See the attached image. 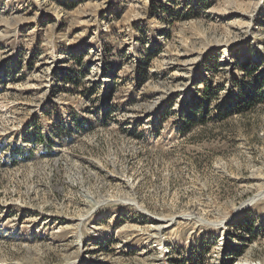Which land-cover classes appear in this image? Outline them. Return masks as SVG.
Segmentation results:
<instances>
[{
	"label": "rangeland",
	"instance_id": "obj_1",
	"mask_svg": "<svg viewBox=\"0 0 264 264\" xmlns=\"http://www.w3.org/2000/svg\"><path fill=\"white\" fill-rule=\"evenodd\" d=\"M262 76L264 0H0V264H264Z\"/></svg>",
	"mask_w": 264,
	"mask_h": 264
},
{
	"label": "trees",
	"instance_id": "obj_2",
	"mask_svg": "<svg viewBox=\"0 0 264 264\" xmlns=\"http://www.w3.org/2000/svg\"><path fill=\"white\" fill-rule=\"evenodd\" d=\"M252 70H257V66H252ZM252 73V72H250ZM261 79H263L262 81H260ZM256 86L254 85V87L250 90V91H244L242 95L239 96V99L236 102V107H235V111H246V110H250L254 107H256V105L259 103L264 104V91H262V87L264 85V76H262L261 78L256 80ZM206 89V88H205ZM183 129L185 131H189L193 125V121L189 120V118L187 119L186 122H184L183 124ZM43 140L45 142L44 146L47 149L48 145H51V142L46 141V138ZM33 155V153H31ZM177 263H179L178 261H176Z\"/></svg>",
	"mask_w": 264,
	"mask_h": 264
},
{
	"label": "bare ground",
	"instance_id": "obj_3",
	"mask_svg": "<svg viewBox=\"0 0 264 264\" xmlns=\"http://www.w3.org/2000/svg\"><path fill=\"white\" fill-rule=\"evenodd\" d=\"M263 194H264V190H263L262 192H261V191L258 192V193L255 195V197L260 196V195L262 196ZM255 197H254V198H255ZM168 223H169L168 220H164V219H163L162 222H161L158 226L155 227V229H156V230H159V229H161V228H165V227L168 226ZM169 241H170V242H174V241H175V238L170 237V238H169Z\"/></svg>",
	"mask_w": 264,
	"mask_h": 264
}]
</instances>
